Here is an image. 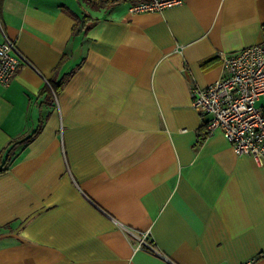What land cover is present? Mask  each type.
Returning a JSON list of instances; mask_svg holds the SVG:
<instances>
[{
	"label": "crops",
	"instance_id": "1",
	"mask_svg": "<svg viewBox=\"0 0 264 264\" xmlns=\"http://www.w3.org/2000/svg\"><path fill=\"white\" fill-rule=\"evenodd\" d=\"M133 1L0 0L29 62L0 83V264H264V163L190 94L262 40L264 0Z\"/></svg>",
	"mask_w": 264,
	"mask_h": 264
},
{
	"label": "built area",
	"instance_id": "2",
	"mask_svg": "<svg viewBox=\"0 0 264 264\" xmlns=\"http://www.w3.org/2000/svg\"><path fill=\"white\" fill-rule=\"evenodd\" d=\"M182 1L134 0L129 12L162 10ZM23 63L29 62L0 22V83L7 85ZM221 67L223 73L214 82L204 87H191V105L207 116L204 122L207 135L220 130L236 154L250 155L257 163L263 164L264 36L258 43L222 56ZM143 242L142 239L140 243Z\"/></svg>",
	"mask_w": 264,
	"mask_h": 264
},
{
	"label": "trees",
	"instance_id": "3",
	"mask_svg": "<svg viewBox=\"0 0 264 264\" xmlns=\"http://www.w3.org/2000/svg\"><path fill=\"white\" fill-rule=\"evenodd\" d=\"M111 1H113V2H119V1H117V0H111ZM63 81H64V79L62 78L60 81H58L57 84H53L52 88H53V91H54L55 93L58 92V90H59V88L61 87ZM39 131H40V127H38L34 132H32V134H31L29 137H26V138L24 139V141L29 142L33 137H35V136L38 134ZM11 148H12V147H9V148L7 147V148H6V152H7V154H6L5 158L3 159V161L0 162V169H5V168H7L8 165L12 162V159H10V156H9V155H10L9 151L11 150ZM8 153H9V154H8Z\"/></svg>",
	"mask_w": 264,
	"mask_h": 264
}]
</instances>
